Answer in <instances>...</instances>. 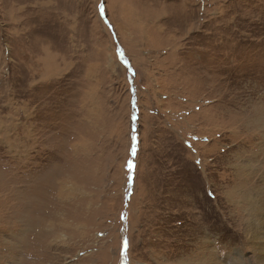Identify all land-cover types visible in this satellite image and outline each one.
<instances>
[{
	"label": "rangeland",
	"instance_id": "374dc122",
	"mask_svg": "<svg viewBox=\"0 0 264 264\" xmlns=\"http://www.w3.org/2000/svg\"><path fill=\"white\" fill-rule=\"evenodd\" d=\"M263 203L264 0H0V264H260Z\"/></svg>",
	"mask_w": 264,
	"mask_h": 264
},
{
	"label": "bare ground",
	"instance_id": "6f19581e",
	"mask_svg": "<svg viewBox=\"0 0 264 264\" xmlns=\"http://www.w3.org/2000/svg\"><path fill=\"white\" fill-rule=\"evenodd\" d=\"M263 207L264 203L259 210L263 209ZM243 230L246 238L256 244L255 253L258 257L263 254L260 264H264V215H257L256 218L251 219L247 225H243Z\"/></svg>",
	"mask_w": 264,
	"mask_h": 264
},
{
	"label": "snow or ice",
	"instance_id": "6c2138e0",
	"mask_svg": "<svg viewBox=\"0 0 264 264\" xmlns=\"http://www.w3.org/2000/svg\"><path fill=\"white\" fill-rule=\"evenodd\" d=\"M134 151V150H133ZM129 167H131V164L129 165Z\"/></svg>",
	"mask_w": 264,
	"mask_h": 264
}]
</instances>
